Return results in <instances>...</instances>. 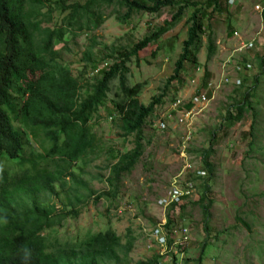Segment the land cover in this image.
Wrapping results in <instances>:
<instances>
[{
  "label": "rangeland",
  "instance_id": "rangeland-1",
  "mask_svg": "<svg viewBox=\"0 0 264 264\" xmlns=\"http://www.w3.org/2000/svg\"><path fill=\"white\" fill-rule=\"evenodd\" d=\"M54 1L45 2L48 6L45 13L48 8L54 10ZM66 1L67 4H84L88 0ZM192 1L203 3L207 0ZM222 3L224 13L215 15L206 24L197 64H186L181 83L175 81L169 86L163 103L147 119L142 140L144 154L132 172L121 177L117 190L107 180L109 165L116 162L119 153L135 147V134L123 135L112 102L119 99L115 96L118 79L111 80L106 104L99 108L91 122L98 140L96 151L90 155L83 173L76 170L81 180L94 191V196L76 207L79 216L65 220L53 233L54 237L67 239L111 228L123 242L129 235L135 237L125 264L151 258L154 249L148 248L150 238L145 229L156 226L166 217L157 202L168 191L172 178L183 170V165L190 164L191 173L204 170L205 176L195 181L196 192L182 205L184 208L175 211L177 217H182L179 220L182 225L190 229L186 264H199L201 258V264H264V0H222ZM117 9L114 5H104L101 8L104 22L98 29L79 32L77 36L68 34L67 42L57 46L62 50L61 61L68 64L75 75L87 64L83 56L93 39L97 42L95 55L104 58L113 49L131 48L165 26L172 16L170 10L161 15L140 13L122 24L115 18ZM66 14L53 12V18H46L44 26H60ZM187 17L159 43L142 50L126 64L129 67L128 85L141 84L138 99L142 103L148 104L155 95L163 93L173 76L175 61L187 38ZM209 34L215 45V53L211 55L208 54ZM241 42H251L254 47L244 50L241 56L238 52L234 56L235 63L244 64V73L240 74L242 84L238 86L234 64L225 66V62ZM104 68H107L106 63L99 72ZM91 70L89 68L88 78L98 73ZM205 75L208 81L203 87ZM227 79L234 82L228 83ZM256 82L253 110L240 122L230 121L228 111L232 104L242 99L244 92ZM201 94L207 95L206 100L201 104L194 103V98ZM178 100L180 103L176 105ZM162 118L166 123L164 129L159 128ZM30 131V141L25 145L29 166L31 160L35 161L34 152L41 153L44 146H48L43 132L37 131L35 137L34 130ZM188 132L192 134L185 143L187 159L182 160V145ZM208 148H212L208 159L211 172L203 162V151ZM184 171L188 177V171ZM205 183L211 186L209 198L213 201L208 216L203 210L207 201L196 205ZM71 185V179L66 180L64 186L56 184L59 196L52 202L57 209L68 203ZM114 191L115 198L103 197L96 201L100 193ZM119 210L123 211L119 213Z\"/></svg>",
  "mask_w": 264,
  "mask_h": 264
},
{
  "label": "trees",
  "instance_id": "trees-1",
  "mask_svg": "<svg viewBox=\"0 0 264 264\" xmlns=\"http://www.w3.org/2000/svg\"><path fill=\"white\" fill-rule=\"evenodd\" d=\"M47 1L0 0V264H125L135 242L131 235L123 242L122 237L109 228L67 239L53 236L65 220L79 216L76 207L94 196V191L76 172H84L83 167L96 151L98 140L91 122L99 108L106 104L111 80L117 78L115 96L119 99L112 102L120 127L125 136L135 134V147L119 153L116 162L109 165L107 180L117 190L121 177L131 173L144 154L142 140L147 119L163 103L169 86L175 81L181 83L186 64H197L206 24L215 15L224 13V4L222 0L203 3L192 0H88L84 4L56 0L54 10L48 8L45 13ZM106 4L118 8L115 18L122 24L140 13L161 15L165 10L172 12L171 21L131 48L113 49L104 58L95 55L97 42L93 39L83 56L87 64L75 75L70 66L61 61L62 50L57 46L67 42L68 34L77 36L79 32L98 29L104 22L101 8ZM55 11L67 14L60 26L45 27L46 18H53ZM186 15L187 38L175 61L174 74L163 93L144 104L138 99L141 84L128 85L126 64L142 50L159 43ZM211 35L207 36L209 55L215 53ZM103 63L107 68L99 72ZM89 68L98 73L88 78ZM207 81L205 75L203 87ZM257 84L232 104L228 111L230 121L240 122L253 110ZM30 130H34L35 137L37 131L43 132L48 142L43 152H34L35 161H30L31 166L25 148L30 141ZM211 152L212 148L203 151L204 167L209 172L212 170L208 163ZM15 166L18 170H14ZM69 179L72 183L69 201L59 210L52 202L59 196L56 184L64 186ZM203 189L196 205L207 201L203 210L208 216L213 204L209 198L210 184H203ZM103 197L115 198L116 191L100 193L96 201ZM183 208L173 206L169 209L167 226L175 220L181 225L182 217H177L175 211ZM135 264H160V257L153 255Z\"/></svg>",
  "mask_w": 264,
  "mask_h": 264
},
{
  "label": "built area",
  "instance_id": "built-area-1",
  "mask_svg": "<svg viewBox=\"0 0 264 264\" xmlns=\"http://www.w3.org/2000/svg\"><path fill=\"white\" fill-rule=\"evenodd\" d=\"M236 37H238V35H236ZM239 40L241 39L239 38ZM252 47H254V45L251 42H241L240 45L236 48V50L233 49L231 56L225 62V66L231 63L234 64L235 71L237 72V79L235 80V83L238 86L242 84V78L240 77V74L244 73V64L235 63L236 61L234 60V56H236L237 52L239 53L238 56H241L244 50H248ZM227 82L230 83L234 81L232 79H227ZM206 98V94H201L199 96H196L193 102L196 104H201V102L205 101ZM178 103H180L179 100L175 104L177 105ZM190 110L193 109L190 108ZM165 127L166 123L165 120L162 118V120L159 121V128L164 129ZM191 134V132H188L185 140L183 141L181 150L182 160L187 159L185 143L187 139L190 138ZM183 166V170L179 171V173L172 178L170 187L166 194L162 196L157 202V206L161 210H164L166 217L163 218L161 222H158L156 226L150 229H145L146 235H148L150 238V244L148 248L154 249V255H158V257H160V264H185L186 260V251L188 249V244L190 241V229L188 230V227L183 226L182 223L180 225L177 220H175L172 225L167 226L168 218L166 210L170 209L173 206L180 207L186 201L190 200L193 194H195L196 192V183L194 178H204L205 171L198 170L197 172L191 173L190 164H184ZM184 170L188 171V177L185 176ZM122 211L123 210H119V213H121Z\"/></svg>",
  "mask_w": 264,
  "mask_h": 264
}]
</instances>
